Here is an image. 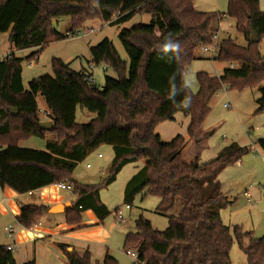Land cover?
I'll return each instance as SVG.
<instances>
[{"label": "trees", "instance_id": "1", "mask_svg": "<svg viewBox=\"0 0 264 264\" xmlns=\"http://www.w3.org/2000/svg\"><path fill=\"white\" fill-rule=\"evenodd\" d=\"M136 14H148L150 23L122 27L118 38L128 55L120 56L109 38L90 46L92 62L112 68L116 77L106 75L104 84L90 82L85 67L74 70L62 58L52 59V73L23 83V61L37 60L52 41L75 36L89 20L100 18L120 24ZM227 15L247 44L223 39L212 59L226 62L220 76L198 71L199 89L193 93L184 73L196 59L198 49L216 42L217 30ZM116 17V18H115ZM60 18H68L69 34L55 28ZM113 18H115L113 20ZM7 33L12 52L0 56V187L27 193L61 181L71 183L72 205L66 209L69 225L82 223L88 210L103 221L116 211L102 202L100 189L112 184L128 164L145 163L124 187V204H133L139 195L159 200L155 212L168 219L164 230L154 228L140 216L136 230L124 238L126 250H136L144 264H232L230 250L235 237L248 264H264V235L247 243L238 224L231 228L221 219L227 202L220 173L250 152L248 146L231 143L204 164L198 158L186 161L182 148L185 137L168 141L155 132L158 123L173 120L177 112L189 117L187 132L199 142L210 101L225 85L228 89L260 90L256 111L264 110V10L260 0H228L226 12L198 11L193 0H0V34ZM256 36L257 40H254ZM179 44V55L165 45ZM33 48L25 58L15 51ZM36 48V49H35ZM41 93L47 106L50 128H41L36 96ZM95 113L88 122H77V106ZM15 108L17 114L9 111ZM31 137L43 139L45 149L20 146ZM264 150V137L258 141ZM110 145L113 158L109 173L100 184L80 183L73 178L77 165L101 145ZM264 187V181H263ZM49 207L25 204L17 217L29 229ZM176 213H173V211ZM68 264H119L106 253L94 262L89 249L69 251L59 244ZM0 264L18 263L12 250L0 244ZM132 264H137L134 261Z\"/></svg>", "mask_w": 264, "mask_h": 264}, {"label": "rangeland", "instance_id": "2", "mask_svg": "<svg viewBox=\"0 0 264 264\" xmlns=\"http://www.w3.org/2000/svg\"><path fill=\"white\" fill-rule=\"evenodd\" d=\"M193 4L198 11L226 12L228 0H193ZM150 21L151 16L148 14H136L120 24H110L109 21H104L100 18L87 21L82 27L99 26L100 28L94 33L85 36L76 34L75 36L52 41L42 50L37 60L32 61V63L23 61L22 77L25 88H28V83L31 79L43 74L52 73V59L55 57L62 58L66 62L71 61L70 67L74 70L78 71L82 67H85L92 73L95 84L102 86L106 75L116 77V73L110 67L107 70L104 69V64L94 65L93 69L90 70L88 66L92 62V57L89 47L101 42L105 38H109L120 56L128 59V55L117 36L119 30L122 27H130L135 23H150ZM222 21L220 28L219 26L215 27L219 31L216 44H219L223 39L232 38L238 44L245 46L247 42L244 36L237 31L235 19L225 15ZM69 27L68 18H60L55 22V28L63 36L69 34ZM8 45L7 36L0 37V54L12 51L10 45L9 47ZM217 46L215 50H217ZM32 51L31 49L20 50L16 51L15 54L17 57L25 58ZM199 51L200 48L197 53ZM260 51L264 54V38L260 44ZM227 67H229V64L226 62L209 58L197 59L196 57L184 73L185 81L191 91L196 93L199 89L196 79L198 71H207L211 75L220 76L223 69ZM259 96L260 90L257 87L230 90L228 89V85L224 84L210 101L211 111L203 122L201 140L199 142L189 138L187 132L189 117L182 112H177L173 120L160 122L155 130L164 141L182 134L185 137L182 154L188 162L195 159V157L198 158L199 164L209 162L217 157L224 147L231 143L251 148L250 152L243 155L237 163L226 167L219 175L222 191L227 202L225 208L221 210V219L224 224L231 228V232L233 226L238 224L244 232L250 233L244 237L245 243L251 238H259L264 235V161L262 149L257 142L260 138L264 137V110L256 111L258 107L257 98ZM36 99L40 119L42 121H50L47 118V113L46 116L44 113L46 109L44 97L39 93ZM225 103H229V107L224 106ZM94 117L95 113L88 111L80 105L77 106V122H88ZM20 146L32 149H45V142L43 139L31 137L25 141H21ZM113 155V149L110 145H101L77 165L73 176L82 183L100 184L109 173ZM145 161L144 159L138 163L125 166L112 184L102 186L100 189L101 200L110 210H114L116 207L123 210V220L118 221L114 216V212L105 220V225L107 226L111 222H114L116 225V230L112 235L109 245V252L118 260L119 264H132L134 262V259L127 254V250L123 246L124 234L136 230L135 223L140 216L148 219L152 226L158 230H164L168 226L167 217L155 212V207L159 200L156 196L139 194L135 198L131 209L125 208L123 194L126 181L130 177L131 171L135 170V166L141 167ZM87 164L90 165L89 168L86 167ZM247 190L251 193V201H248L247 196L244 194ZM65 193L68 195L69 192L65 191ZM5 197L7 200L10 199L8 196ZM231 198H234L233 202H229ZM32 199L37 200L36 203H41L39 191H36L33 195L24 193L18 197L17 201ZM176 211H173V213H176ZM84 218L87 219L85 214ZM9 223L14 225V220L12 218L0 217V244L4 241L12 240L8 236V231H5L3 228ZM233 239L234 242L230 250L232 264H248L246 254L240 248L237 239L235 237ZM52 246L57 250L59 248L57 243H53ZM93 261L100 263L103 261L99 258L96 250L93 253Z\"/></svg>", "mask_w": 264, "mask_h": 264}, {"label": "crops", "instance_id": "3", "mask_svg": "<svg viewBox=\"0 0 264 264\" xmlns=\"http://www.w3.org/2000/svg\"><path fill=\"white\" fill-rule=\"evenodd\" d=\"M260 7L262 10H264V0H260ZM222 22L223 21L221 20V22L219 23V28L222 25ZM218 32L219 31L217 29V34H216L217 37H218ZM4 35L8 36L7 33H4V34H0V37ZM30 49L34 50L33 48ZM30 49H24V50H30ZM11 52L6 51L0 54V56L8 55ZM204 55H205L204 52L200 48L199 53H197V59L206 58ZM67 62L70 63L71 61H67ZM44 113L46 116L47 106ZM139 168L140 166L136 165L135 170L131 171L130 177ZM130 177H128L127 181L130 179ZM73 178L76 179L74 176ZM76 180L80 182L78 179ZM36 191H39V200L41 201V203H36L37 200H33V199L26 201H20V200L17 201L18 197H20L24 193L20 194L11 188L0 187V217L12 218L14 220V225L9 223L8 225H5L3 227L5 231H8L7 227L9 225L13 227L14 235L13 237H11L13 241L12 240L4 241L2 244L13 246L12 252L18 263H24L33 260L35 264H68L66 261L65 254L63 253L61 248L59 247L58 250L53 248L52 246L53 243H57L58 246L59 244H66L68 245L67 249L69 251H71L72 249H76L78 252H83L86 249H89L92 253V258H93V253L96 250L101 260L104 259L107 252L110 255H112L109 252L110 251L109 245L111 242L112 235L116 230V225L114 222H111L107 226L105 225V220L107 218H105L103 221H100V219L93 213V211L88 210L84 213L87 219H85L83 216L82 223L78 225H69L66 222V214H65L66 210L60 212H50V208L57 204H64L66 202H70L72 205V200H73L72 192L68 190L60 189L56 186V184H52L33 190L31 192H27L26 194L33 195ZM65 191L69 192L68 195L65 193ZM5 196H8L10 199L7 200ZM233 201L234 198H231L229 200V202H233ZM25 204H37V205H45L49 207V210L45 212L40 218H38L34 226L29 229L23 228L17 220V217L21 212V207ZM126 234L124 235L126 236Z\"/></svg>", "mask_w": 264, "mask_h": 264}, {"label": "built area", "instance_id": "4", "mask_svg": "<svg viewBox=\"0 0 264 264\" xmlns=\"http://www.w3.org/2000/svg\"><path fill=\"white\" fill-rule=\"evenodd\" d=\"M110 22V21H109ZM100 27L99 26H90V27H82L76 34L77 35H81V36H85V35H88V34H92V33H94L96 30H98ZM216 37H217V35H215V39H216ZM216 42V41H215ZM216 43L214 44V45H212V46H203V47H201V49L203 50V52H204V56L206 57V58H209V59H212L213 58V56L215 55V53H216V51L217 50H215V47H216ZM94 65H96L94 62H91L90 64H89V69L91 70V69H93V67H94ZM106 67L104 66V69H105ZM89 81L90 82H93L94 81V79H93V77H92V75L89 77ZM224 106H226V107H229V103H225L224 104ZM256 149V148H255ZM99 156H101L100 154H99ZM262 158H263V161H264V150H262ZM87 167H90V165L89 164H87L86 165ZM56 186L58 187V188H60V189H63V190H68V191H73V186H72V184L71 183H68V182H65V181H61V182H58V183H56ZM31 192V191H30ZM244 194L247 196V198H248V201H251V199H250V197H251V193H250V191L249 190H247V191H245L244 192ZM126 206H125V208L126 209H130L131 208V205H128V204H125ZM114 216H115V218L118 220V221H121V220H123L124 219V215H123V210L121 209V208H117L116 209V211L114 212ZM7 230H8V236L9 237H13V235H14V229H13V227L11 226V225H9L8 227H7ZM7 248L8 249H10V250H12L13 249V246H11V245H7ZM127 252V254L130 256V257H132L133 259H134V261H136L137 262V264H144V262L143 261H141V260H139V258H138V253L136 252V250H127L126 251Z\"/></svg>", "mask_w": 264, "mask_h": 264}, {"label": "water", "instance_id": "5", "mask_svg": "<svg viewBox=\"0 0 264 264\" xmlns=\"http://www.w3.org/2000/svg\"><path fill=\"white\" fill-rule=\"evenodd\" d=\"M254 40L255 41L257 40L256 36H254ZM9 111L12 112L13 114H17V110L15 108H9ZM39 124L41 128H50L52 125L51 121H41ZM70 206H71L70 202H66L64 204H57L50 208V212L65 211Z\"/></svg>", "mask_w": 264, "mask_h": 264}, {"label": "clouds", "instance_id": "6", "mask_svg": "<svg viewBox=\"0 0 264 264\" xmlns=\"http://www.w3.org/2000/svg\"><path fill=\"white\" fill-rule=\"evenodd\" d=\"M165 50H171L172 52L176 53L177 55H179V44L178 43H170V44H166L165 45Z\"/></svg>", "mask_w": 264, "mask_h": 264}]
</instances>
